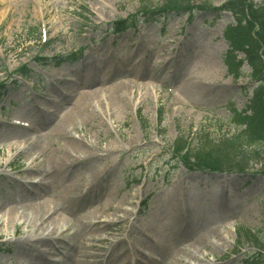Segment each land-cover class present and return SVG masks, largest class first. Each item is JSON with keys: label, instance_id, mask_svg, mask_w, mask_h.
Instances as JSON below:
<instances>
[{"label": "rangeland", "instance_id": "obj_1", "mask_svg": "<svg viewBox=\"0 0 264 264\" xmlns=\"http://www.w3.org/2000/svg\"><path fill=\"white\" fill-rule=\"evenodd\" d=\"M168 1L0 0V92L4 95L0 100V142L16 141L27 133L49 132L58 119L54 113L56 102L64 98L67 107L83 91L104 96L111 83L118 80L154 83L155 92L147 99L134 95L139 100L137 109L120 112L113 108L118 121L109 133L106 134L105 126L99 132L98 127L91 129L93 141L98 134L101 136L100 147L117 141L121 149L108 157L92 158L98 167H105L104 181L88 190L84 188L91 180L90 170L94 165L80 164L82 159L73 162L80 165L64 183L79 178L78 182L85 186L71 210L64 213L72 219L87 215L113 192L118 191L122 198L140 186L141 195L132 199L134 204H126L136 212L135 217L131 215L134 219L130 237H121L122 230H128V222L108 220L107 228L112 229L109 238H121L114 243L100 242L99 250L94 245L102 258L107 249L112 251V257L117 256L113 262L116 264L124 258L121 249L130 241L143 238L136 246L148 243V238L141 234L144 227L138 222L139 217L153 212L161 215L169 226L162 210L169 197L177 193L174 200L186 196L185 199L199 202L190 211H199L210 218L209 226H226L223 231L232 242L227 243L229 250L216 252L218 258L213 263L264 264V252L256 248L264 249V153L247 163L246 169L250 170L213 172L193 166L174 150L179 140L188 141L189 149H196L206 139L216 141L238 132L231 117L236 112L243 115L247 111L254 88L251 68L245 60L240 67L243 76L233 78L227 63L237 72L240 64L236 55L246 58L245 50L238 44L241 39L253 56L263 55L264 45L258 36L263 34L259 17L262 12L257 11L264 0H176L183 8L162 13L154 10L166 6ZM164 13L167 14L161 16ZM140 19L142 22H138ZM228 37L238 42V49L232 51L230 58ZM72 53H76V60L58 64L62 55ZM197 57L201 64L196 67ZM193 73H199L196 76L202 79L203 85L192 88L193 92L182 90L180 83ZM208 74L214 77L206 78ZM81 76L93 83L82 85ZM66 107L57 112H66ZM91 108L88 112L93 113L94 123L100 119ZM80 121L78 117L77 122ZM85 123V129L91 126L90 122ZM5 132L7 135L1 137ZM73 133L83 135L81 127ZM131 137L138 140L128 146L125 141ZM85 138L91 136L86 133ZM57 141L59 137H54L50 147ZM14 155L15 149L8 152V157ZM26 157L15 158V170L12 166L4 167L5 173L0 174V197L14 196L19 191V182L25 199L40 200L46 196L56 199V186L63 183L61 180L57 185L55 180L46 182L43 174L33 169L28 174L35 180L24 182L27 177L22 170L29 163ZM63 171L64 175L66 168ZM46 174L52 175V171L49 169ZM31 186L43 193L41 198L30 192ZM220 201L226 203L224 209ZM223 214L225 217H219ZM104 217L112 220L115 216ZM185 234L176 241L178 247L196 237L194 233ZM83 236L78 238L82 240ZM166 236L171 242V236ZM16 249L15 240L1 238L0 264H28L25 253L18 254ZM204 251L210 252V248ZM145 252L139 255L141 260L148 264L160 263V254L156 251L150 253L145 249ZM161 255L169 257L168 253ZM102 258L101 262H106L107 258Z\"/></svg>", "mask_w": 264, "mask_h": 264}, {"label": "bare ground", "instance_id": "obj_2", "mask_svg": "<svg viewBox=\"0 0 264 264\" xmlns=\"http://www.w3.org/2000/svg\"><path fill=\"white\" fill-rule=\"evenodd\" d=\"M191 57L195 58L193 55ZM194 64H196V67L200 66L201 61L198 57ZM196 75H199V73H193L192 76L185 77L179 85L180 88L193 92L192 88L203 85L200 84L202 79L198 80L199 77ZM213 77V75L208 74L206 78ZM80 79L83 80L84 77L81 76ZM91 83L93 82H86L85 79L81 82L82 85ZM111 84L106 89L107 92L104 96H96L94 92L83 91L77 101L68 104L67 107L64 105L65 98L57 101V109H54V113H56L58 119L49 132L41 134L27 133L18 137L21 139L16 141L0 142V174L5 173V166H12L14 170L17 169L16 166L13 167L15 158L19 155H27L26 159L29 163L22 170V173L27 177L24 182L30 183V181L35 180L29 177L28 174L33 169L40 171L43 174L42 179L46 182L55 180L56 185L60 180L63 182L56 186L58 188L56 199L47 196L40 200L25 199V194L22 193L19 182V191H16L14 196L5 194L0 197V239L15 240L16 252L18 254L24 252L25 256L29 258L28 264H113L117 256L113 258L112 251L109 252V249H107L103 254L104 258H102L103 256L98 253L99 246L104 241L114 243L121 237L122 239L130 237L134 219L131 217H135L136 212L133 208L127 207L126 204H134L132 199L141 195L142 188L140 186L130 196L124 195L122 198L118 191L113 192L106 201H103L104 203L94 208L87 215L73 217L72 219L71 216L64 213V211L67 213L71 210L70 208L75 204L76 198L78 199V196L83 194L81 192L85 186L78 182L77 179L79 178H71V180L64 183L65 179L69 175H73L80 164L90 163L94 165L91 166L93 168L90 170L92 177L84 189H91L90 187L95 183L101 185L104 181L103 172L105 167H98V164H94L92 161L100 159L101 156L108 157L121 149V144H118L117 141H110L107 146L100 147L101 136L98 134L93 141L92 139L95 136L93 137L91 134V129L98 127L99 132L105 126L107 127L106 134L109 133L112 128L117 127L116 121H118L114 117L113 108L120 112H125L130 108L137 109L139 100L134 95H143L144 99H147L155 92L154 83L149 81L130 79L129 82L121 83V80H118ZM64 107H66L65 110L67 109L66 112L59 114L57 111ZM90 107H93L99 115V121L92 123L95 117H93L92 112H88ZM93 109L91 108V110ZM78 117L82 122H77ZM15 122L18 123L19 121L16 120ZM85 122H90L91 126L85 129L84 126L87 125ZM23 123L27 124V122ZM78 123L81 125L79 127L83 132L82 136H76L73 133L74 130L79 128ZM86 133L91 138H85ZM6 135L5 132L1 137ZM54 137H59L60 141L50 147L49 142H52ZM136 140H138L137 137L135 139L131 137L125 143L129 146V144H134ZM14 149L15 155L12 158L8 157V152ZM79 159H82L80 164L73 165V162ZM84 160L86 162H83ZM64 168H66V171L63 175ZM49 169L52 171V175L46 174ZM31 184L35 185V183ZM29 189L32 194L38 195L39 198L43 195L34 186L29 187ZM175 194L177 193H173L169 197V201H166L165 210H162L165 211L162 215H165L166 219L169 220V226L161 218V215L153 212H149L143 218L139 217L138 222L144 227V232H141V234L148 238V243L136 246L137 242L141 243L140 241H143V238L130 241L132 243L121 249V254L125 255L124 258H121V261L116 264H139L140 262L141 264H148L139 258V255L146 253L145 249H148L150 253L156 251L160 254V263L158 262V264H215L213 262L218 258L216 252L229 250L230 246L227 243L232 242V240L223 231L226 226L220 224L214 225V227L209 226L210 218L204 217L199 211H190L192 206H197L199 202L192 198L185 199L186 196L174 200L177 197ZM60 204L64 206L62 207ZM220 205L223 209L226 207L225 202L220 201ZM185 206L186 209H183L185 211H181ZM110 214L115 216L112 220L110 217H104ZM219 217L223 218L225 216L223 214ZM108 220L128 222L127 232L126 229H123L120 238L110 239L108 234L112 233V229L107 228L108 222H110ZM184 233H194L196 237L192 242L178 247L176 241L178 242ZM79 235L83 236L84 239L80 240ZM166 235L171 236V242H169ZM67 238L74 243L67 241ZM42 243L47 244L42 245ZM94 245L97 246L98 250H95ZM207 247L210 248V252L204 251ZM161 252L168 253L169 257L165 258L161 255ZM100 258L103 260L107 258V260L101 262ZM18 264L25 263L18 262Z\"/></svg>", "mask_w": 264, "mask_h": 264}, {"label": "trees", "instance_id": "obj_3", "mask_svg": "<svg viewBox=\"0 0 264 264\" xmlns=\"http://www.w3.org/2000/svg\"><path fill=\"white\" fill-rule=\"evenodd\" d=\"M203 6L207 8L208 4ZM163 7L170 9L183 8L176 3V0H169L168 4ZM260 8V11L257 12H262L259 17L261 29L263 30H260V32L262 31L263 34H257L260 35V41L264 45V2L260 4ZM241 40L238 41L239 43L232 41L231 48L238 49V43L241 45V50H245L246 59L252 66L251 75L255 85L252 98L247 106L250 113L246 111L242 115V113L236 112L232 118L236 127L239 130L241 129L240 132L232 136L225 135L216 141H207L206 139L196 149H189V142L185 140H179L174 145V150L178 151L184 159L187 158V162L203 169L226 170L236 167L242 170L248 162L251 163L257 160L264 153L262 149L264 144V53L261 56H253L247 51L248 44L246 45ZM72 57H63V61H67V59L72 61V59H69Z\"/></svg>", "mask_w": 264, "mask_h": 264}]
</instances>
